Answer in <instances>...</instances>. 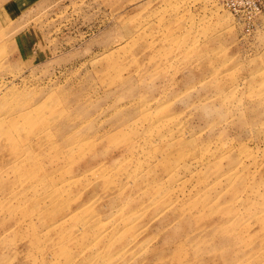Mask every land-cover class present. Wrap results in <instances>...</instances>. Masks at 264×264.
<instances>
[{
	"label": "rangeland",
	"instance_id": "obj_1",
	"mask_svg": "<svg viewBox=\"0 0 264 264\" xmlns=\"http://www.w3.org/2000/svg\"><path fill=\"white\" fill-rule=\"evenodd\" d=\"M0 0V264H264V2Z\"/></svg>",
	"mask_w": 264,
	"mask_h": 264
},
{
	"label": "built area",
	"instance_id": "obj_2",
	"mask_svg": "<svg viewBox=\"0 0 264 264\" xmlns=\"http://www.w3.org/2000/svg\"><path fill=\"white\" fill-rule=\"evenodd\" d=\"M224 8L236 16L252 17L259 11L258 3L264 0H219ZM2 79L0 78V89Z\"/></svg>",
	"mask_w": 264,
	"mask_h": 264
}]
</instances>
